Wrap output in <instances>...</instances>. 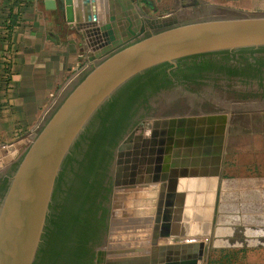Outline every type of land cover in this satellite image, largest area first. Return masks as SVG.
<instances>
[{
  "label": "water",
  "instance_id": "obj_1",
  "mask_svg": "<svg viewBox=\"0 0 264 264\" xmlns=\"http://www.w3.org/2000/svg\"><path fill=\"white\" fill-rule=\"evenodd\" d=\"M56 2L93 53L86 54L87 60L99 62L33 141L23 138L0 150L5 163H17L0 201V264H33L66 157L122 87L148 70L184 58L264 48V15L179 25L175 16L140 15L135 0H106L104 18L101 0ZM226 126L225 115L154 120L148 136L132 133L118 146L114 189L158 184L156 210L153 217L111 219L107 245L97 252L96 264L200 263L205 245L195 240L210 237ZM164 145L163 162L172 157L175 173L152 177L150 165L159 164ZM177 237L193 242L159 244ZM186 255L191 258L183 260Z\"/></svg>",
  "mask_w": 264,
  "mask_h": 264
},
{
  "label": "rangeland",
  "instance_id": "obj_2",
  "mask_svg": "<svg viewBox=\"0 0 264 264\" xmlns=\"http://www.w3.org/2000/svg\"><path fill=\"white\" fill-rule=\"evenodd\" d=\"M142 9H145V4ZM214 17L215 15L211 14L196 16L188 13L178 20V24L218 20ZM225 57L228 59H224ZM240 58L247 60L246 63L253 64V58H264V54L230 52L225 56L217 55L205 59L175 62L174 69L182 70L192 65L202 66L213 62L228 70L234 69L244 74L246 79L229 77L225 72L216 71L202 73V78L189 84L182 82L179 78L175 79L169 88L147 99L133 117L128 131L118 144L119 146L133 129H138L140 133L147 135L154 120L207 115L227 117L224 143L233 142V147L228 149L232 158L226 165L227 170H221L220 164L210 237L206 240H195L205 245L199 264H264V221H262L264 194H260L259 190H253L252 185V182L262 175L258 170L256 172L252 169L254 157L252 146L255 142L264 141L262 137L253 136L254 125L259 124L256 115L259 110H264V74H256V71L248 68L246 63L238 62ZM92 69L93 67L87 69L85 75L70 87L68 95ZM253 75H257V78L252 80L250 76ZM43 126L36 132L21 134V136L28 135L27 137L33 141ZM237 143L240 145L237 146ZM118 146L113 152V158L107 170L104 184L109 189V193L103 203L104 211L103 214L101 213L103 218L100 217L101 221L97 224L98 241L88 245L91 255V258H88V264H96L97 252L105 250L110 221L113 217H153L155 214L158 184L139 185L134 189H114L113 168ZM243 147L248 148H244L242 152ZM225 158L228 160V155ZM244 158L246 166L249 167L245 173L240 168L243 166L238 164V162L242 163ZM15 165H17L16 162L5 171L4 175L7 178L11 177ZM73 168L76 169V166ZM1 185L0 183V187ZM3 196L4 193L0 189V201ZM186 242L193 241L177 237L162 239L159 244L168 246Z\"/></svg>",
  "mask_w": 264,
  "mask_h": 264
},
{
  "label": "crops",
  "instance_id": "obj_3",
  "mask_svg": "<svg viewBox=\"0 0 264 264\" xmlns=\"http://www.w3.org/2000/svg\"><path fill=\"white\" fill-rule=\"evenodd\" d=\"M135 2L140 15L154 18L175 16L179 20L188 13L211 14L218 20L264 15V0ZM101 8L104 18L108 12L106 0H101ZM81 21L84 23L83 18ZM89 21L94 22L92 18ZM74 26L75 23L66 22L56 0H0V150L29 138L21 134L38 131L66 98L70 87L87 69L98 64V60H87L86 54L93 53ZM256 117L259 124L254 125L253 136L264 139V110H259ZM233 145V142L224 143L223 171L228 169L226 165L232 158L228 149ZM244 148L248 147H243L242 152ZM252 149V169L262 174L252 182L253 190L264 194V141L255 142ZM4 160L0 156L2 164ZM14 163L12 159L0 166V178ZM238 164L243 166L240 168L244 173L249 168L245 158Z\"/></svg>",
  "mask_w": 264,
  "mask_h": 264
},
{
  "label": "trees",
  "instance_id": "obj_4",
  "mask_svg": "<svg viewBox=\"0 0 264 264\" xmlns=\"http://www.w3.org/2000/svg\"><path fill=\"white\" fill-rule=\"evenodd\" d=\"M229 53L193 56L178 60V63ZM238 53L264 54V48L241 50ZM246 61L244 58L238 60L242 64ZM246 64L257 74H262V69L264 72V58H253V64ZM214 71L225 72L229 77L245 76L213 62L202 66L192 65L184 70L163 64L132 79L102 107L63 163L33 264H88L91 258L88 245L98 241L97 224L101 221L100 217L103 218V203L109 193L104 184L107 170L113 152L128 131L133 117L150 96L169 88L175 79L179 78L188 84L194 83L202 78V73ZM16 167L17 165L13 172ZM1 184L0 189L5 193L8 178L3 179Z\"/></svg>",
  "mask_w": 264,
  "mask_h": 264
},
{
  "label": "flooded vegetation",
  "instance_id": "obj_5",
  "mask_svg": "<svg viewBox=\"0 0 264 264\" xmlns=\"http://www.w3.org/2000/svg\"><path fill=\"white\" fill-rule=\"evenodd\" d=\"M231 53H233V52H231ZM235 53V52H234ZM262 71V74H264V72H263V69L261 70ZM257 74V73H256ZM257 75H253V76H250V78L253 80V79H256L257 77H256ZM254 77V78H253ZM239 79H246V77L244 78V77H238ZM150 130H151V127H150ZM132 133H135V134H142V133H140L139 132V130L138 129H133V130H131L129 133H128V135H127V137L128 136H130ZM149 133H150V131H149ZM149 133L147 134V135H144V136H148L149 135ZM126 137V138H127ZM125 138V139H126ZM124 139V140H125ZM123 140V141H124ZM122 141V142H123ZM118 146V145H117ZM117 152V151H116ZM161 156L159 157L160 158V162H159V164H156V162H153L152 163V165H150L151 167H152V170L154 171L156 168H157V170H158V172L157 173H155V172H153L152 171V173L150 174L152 177H154V176H157V177H159V178H162V177H164L165 175H168V176H171V175H173L174 173H175V168H172V166H171V161L173 160L172 159V157H170L171 155H170V153H168L167 154V156L168 157H170L171 159L168 161V162H163V159L165 158V154H166V146L164 145L163 147H161ZM147 166L148 165H144L143 166V168L145 169V168H147ZM115 167V166H114ZM8 174H9V172H8ZM113 174H114V168H113ZM5 178H7V176H5V175H3V177L2 178H0V180L1 181H3V179H5ZM9 179V178H8ZM1 181H0V183H1ZM262 219V218H261ZM262 221H264V218L262 219ZM220 234H222V233H220Z\"/></svg>",
  "mask_w": 264,
  "mask_h": 264
},
{
  "label": "bare ground",
  "instance_id": "obj_6",
  "mask_svg": "<svg viewBox=\"0 0 264 264\" xmlns=\"http://www.w3.org/2000/svg\"><path fill=\"white\" fill-rule=\"evenodd\" d=\"M146 216H150V215H146ZM127 217H136V216H127ZM127 217H113L112 219H118V218H127ZM206 239H208V238H206ZM205 238H202V239H199V240H206ZM189 243V242H188ZM179 245V244H178ZM189 258H191L190 256H188V255H186V256H184V259L183 260H187V259H189Z\"/></svg>",
  "mask_w": 264,
  "mask_h": 264
}]
</instances>
